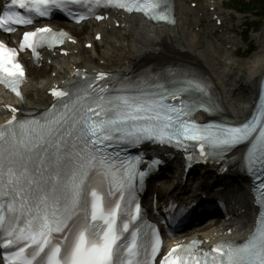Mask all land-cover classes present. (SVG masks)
Returning a JSON list of instances; mask_svg holds the SVG:
<instances>
[{"label":"snow or ice","instance_id":"snow-or-ice-1","mask_svg":"<svg viewBox=\"0 0 264 264\" xmlns=\"http://www.w3.org/2000/svg\"><path fill=\"white\" fill-rule=\"evenodd\" d=\"M108 8L175 23L171 0H10L0 29L14 33L55 12L76 23L102 20L97 10ZM67 39L45 26L23 32L18 49L0 42V84L23 102L19 52L38 57V49ZM50 94L54 102L43 113L20 118V109L7 106L11 118L0 124V264H264V210L243 242L205 250L193 239L161 255L160 233L138 200L160 162L142 170L143 157L127 154L150 142L182 150L190 162L219 163L246 145L242 167L260 181L254 190L264 207V105L238 125L197 123L195 112L215 106L208 86L185 72L132 84L77 69Z\"/></svg>","mask_w":264,"mask_h":264},{"label":"bare ground","instance_id":"bare-ground-1","mask_svg":"<svg viewBox=\"0 0 264 264\" xmlns=\"http://www.w3.org/2000/svg\"><path fill=\"white\" fill-rule=\"evenodd\" d=\"M184 1L176 0V20L174 25L149 24L138 17H133L129 20L130 26L128 29L121 28L105 34L106 38H110L111 42L105 43L103 46H94V50L97 52L96 56L93 55L94 51H89V54L84 56L87 50L77 45L73 48L78 49V55H71L69 61H61L59 69L64 70L68 64L78 62H81L83 66H101L102 68L120 69L123 71H127L131 64L134 66L138 61L144 60L184 63L195 68L211 82L222 114L238 119L244 114L250 89L255 86L256 77L264 68V40L261 39V36L259 38L253 36L252 40H258L259 52L250 59L243 60L239 64L235 63L232 55L236 51H233V48L225 49L224 46L225 44H231L232 47L239 45L238 35H234L235 33L232 32L230 27L225 29L222 27H211L208 19L205 27L209 31L215 29L218 32L220 28L224 31L222 35L219 33L212 35V39L220 36L225 40L220 44L205 38L202 32L194 30L198 19L186 14L189 11L194 14L195 11L186 7ZM125 30H128V39H125L122 35ZM72 32L79 39V44L81 41L79 31L72 30ZM113 33H115L114 37L112 36ZM86 39H91V35ZM114 42H119L120 47L116 48ZM100 60H103L105 64L100 65ZM51 80L53 79L46 73L45 68L41 70L29 68V83L22 88L28 105L35 107L46 104L41 90L45 87L44 83ZM4 118L5 115L0 113V120ZM237 151H241V149L235 150L234 153ZM205 180L208 181V184L204 182ZM210 181H213L212 176L202 170L198 172L195 183H197L198 189H204L209 185ZM234 195L238 202L243 201L239 197L238 191ZM239 217L231 224L233 233L239 232L240 221L242 218L246 219L247 215ZM237 226L238 229L236 230L235 227ZM210 227L211 225L203 228L190 227V229L192 228V232L196 229L198 232H203V235L206 234L204 236H210Z\"/></svg>","mask_w":264,"mask_h":264},{"label":"rangeland","instance_id":"rangeland-1","mask_svg":"<svg viewBox=\"0 0 264 264\" xmlns=\"http://www.w3.org/2000/svg\"><path fill=\"white\" fill-rule=\"evenodd\" d=\"M236 16L240 17V15H236ZM244 17L245 16L241 17V20H244ZM235 22H237V21H235ZM245 24H248V26L250 28V31H249V34H248V37H247V39H248L247 43L250 44V45L251 44H256L255 42L251 41V36L256 34L257 31L264 29V18H252V20L251 19L250 20L246 19V23ZM203 25H204V23H203ZM204 26H202V27H204ZM205 31L206 30H204V32H202V34L204 36L207 35L205 33ZM242 45H245V43H242ZM255 49H256L255 52H253L252 54H248V55L244 54V56H239V54H234V55H232V59H233V61H235V63L239 64V62H241L243 60H246V59H250V58H252L255 55V53H256V51L258 49V45L257 44H256V48Z\"/></svg>","mask_w":264,"mask_h":264},{"label":"trees","instance_id":"trees-1","mask_svg":"<svg viewBox=\"0 0 264 264\" xmlns=\"http://www.w3.org/2000/svg\"><path fill=\"white\" fill-rule=\"evenodd\" d=\"M257 3H259L260 1L264 2V0H255ZM255 8H258V5H254ZM264 9V8H263Z\"/></svg>","mask_w":264,"mask_h":264}]
</instances>
